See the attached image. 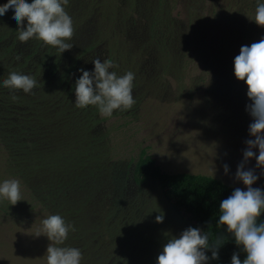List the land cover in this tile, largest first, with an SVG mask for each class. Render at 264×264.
Here are the masks:
<instances>
[{"label":"rangeland","instance_id":"1","mask_svg":"<svg viewBox=\"0 0 264 264\" xmlns=\"http://www.w3.org/2000/svg\"><path fill=\"white\" fill-rule=\"evenodd\" d=\"M7 2L0 0V5ZM71 3L66 11L75 33L80 30L93 37L80 43L104 42L112 50L111 61L118 65L110 71L118 76L135 74L136 103L130 110L114 111L110 118L98 110L95 118L78 121L76 126L72 120L60 130L55 157L49 158L47 127L39 132L40 139L32 137L33 129L29 134L28 128L24 131L31 108L21 94L11 103L5 97L4 103L6 93L0 89V183L18 179L24 199L15 205L0 199V264H47V248L53 242L35 233L42 231V220L53 214L75 226L76 231L57 246L80 249L81 264H157L163 246L188 226L158 185L134 181L142 148L166 172L210 175L247 190L235 180V173L245 141L254 139L249 134L253 118L246 111L251 103L248 86L236 78L234 58L242 46L264 38V27L250 19L258 0ZM13 15L10 9L0 16V31L15 27ZM148 17L156 23L153 38L143 36ZM129 32L135 33L134 39ZM36 142L47 149L45 161H52L45 173L21 162L23 143L27 149ZM224 164L229 165L228 174ZM255 165L252 158L246 170ZM50 166L68 194L62 211L38 202L35 189L41 179L50 178ZM255 171L260 178L253 187L263 189L262 169ZM157 216H163V222H157ZM83 237L88 238L87 252L82 251Z\"/></svg>","mask_w":264,"mask_h":264},{"label":"clouds","instance_id":"2","mask_svg":"<svg viewBox=\"0 0 264 264\" xmlns=\"http://www.w3.org/2000/svg\"><path fill=\"white\" fill-rule=\"evenodd\" d=\"M70 0H8L0 5V16L10 9L14 10V19L18 24V39L27 43L30 39L42 41L44 45L56 48L60 53L70 50L75 34L72 17L66 11ZM256 24L264 27V3H257L254 17ZM25 21L27 26L25 28ZM21 57L17 56L16 60ZM94 70L81 68L82 75L75 81V106L86 109L95 106L104 118L113 116L114 111L130 110L136 103L133 97L135 74L132 71L118 76L110 69L118 67L111 60L93 59ZM234 74L247 86V96L251 100L246 111L253 118L249 125V134L254 139L245 141L243 160L238 164L235 180L242 181L247 190L235 188L230 196L220 201L218 225H226L227 232L232 234L237 245L242 247L246 258L234 252L231 264H264V222L258 219L264 214V190L253 187L260 178L255 169H262L264 175V38L250 46L244 45L240 54L234 58ZM3 86L13 90L12 99L16 100L15 90L26 94H35L37 80L26 74L11 72L2 82ZM258 149L259 154L254 151ZM252 158L256 159L255 168L246 165ZM225 174L229 165H223ZM0 199L11 205L24 200L21 184L18 179H8L0 183ZM163 222V216L156 217ZM206 223L210 224V221ZM76 231L75 226L66 222L59 214H53L42 220V231H37L53 242L47 248V264H81L83 254L75 247H61L68 239L69 233ZM225 243L223 238L210 244L209 234L199 227H189L178 237L168 240L158 255L157 264H208L210 259H219V248ZM211 248L209 257L206 250Z\"/></svg>","mask_w":264,"mask_h":264},{"label":"trees","instance_id":"3","mask_svg":"<svg viewBox=\"0 0 264 264\" xmlns=\"http://www.w3.org/2000/svg\"><path fill=\"white\" fill-rule=\"evenodd\" d=\"M71 2L72 0L69 4H72ZM150 18L148 17L146 24H143L145 29L143 36L147 38L155 37L156 32L154 18L153 20ZM13 25L10 26L11 30L3 29L0 31V89L6 93L2 99L5 103L6 97L7 102L11 103L10 99L12 100L13 93L2 84L11 72L30 75L37 80L38 86L33 90L35 94H26L23 90H15L14 94L16 97L21 94L25 105L31 108V111H28L29 121L27 122L25 119L24 131L28 128L29 134V130L32 131L33 129L32 137L35 136L36 139L38 137L40 139L39 132L43 130L42 128L47 127L49 139H46L45 143L51 142L48 143L50 148H47L51 154L49 158H54V145L60 138V130L69 127L74 119V126H76L78 121L95 118L98 114V108L95 106H88L86 109H79L75 106V81L82 75L79 70L81 68L88 71L94 70L93 59L96 57L104 58L107 56V60L113 59L112 50L109 46L106 47L104 42L95 44L94 42L86 43L83 41L80 43L82 39L92 40L93 37L91 33L87 37L88 35L84 32L81 34V31L78 30L73 39L67 41L73 44V47L60 53L56 48L46 46L42 41L36 39L21 43L18 39L19 26L16 21L15 27ZM26 26L27 21H25V28ZM129 35L130 38L134 39V32H129ZM155 48L157 47H154L153 50ZM17 56L21 57L19 61L16 60ZM23 137L27 138V134ZM21 141L24 142L25 140L22 138ZM22 146L21 162H24V167H28L32 171L36 168L44 172L46 164L52 162L51 160L46 162L44 159L47 149L42 148L38 142L33 143L32 146L28 145L27 149L25 143ZM54 169H50L54 173L49 170L50 178L41 179V184L35 190L40 204H46V206L49 204V207H52L51 210L55 209L56 211V208H59L62 211V207L66 205L65 201L68 199L65 195L68 194L64 185L55 179ZM133 178L137 185L149 183L158 185L166 199L181 215L188 228L199 227L202 232L208 233L210 244L214 243L218 237L223 238L225 243L219 248V259H210L213 264H231V257L234 252L239 253L242 261L246 258V253L243 252L242 247L237 245L233 235L227 232V226L217 223L220 215V201L230 196L237 187L210 175L166 172L156 162L152 154L147 151L146 147L142 148L139 153ZM68 216L70 217V214ZM207 221L211 223L208 224ZM260 222H264V214L258 219V223ZM82 239H84L82 251L87 252L88 238L83 237ZM206 254L211 257V248L206 250Z\"/></svg>","mask_w":264,"mask_h":264}]
</instances>
